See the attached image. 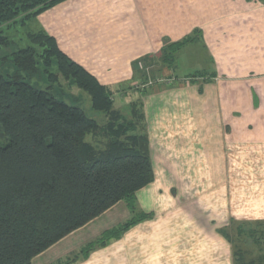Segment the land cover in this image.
Listing matches in <instances>:
<instances>
[{"label":"crops","instance_id":"0c3cea01","mask_svg":"<svg viewBox=\"0 0 264 264\" xmlns=\"http://www.w3.org/2000/svg\"><path fill=\"white\" fill-rule=\"evenodd\" d=\"M35 21L126 109L141 100L154 178L136 191L134 210L118 202L32 264L73 257L138 213L71 264H236L229 229L264 226V2L63 0ZM196 30L175 53L192 71L131 92L138 59Z\"/></svg>","mask_w":264,"mask_h":264},{"label":"trees","instance_id":"16d2710c","mask_svg":"<svg viewBox=\"0 0 264 264\" xmlns=\"http://www.w3.org/2000/svg\"><path fill=\"white\" fill-rule=\"evenodd\" d=\"M60 1L0 0V25L19 17L36 19ZM198 32L164 46L155 58L174 69L176 51L195 41ZM30 38L43 48L40 57L48 79H71L90 95L92 108L103 112L106 120L100 124L19 73L9 78L0 74V124L9 138L7 145L0 141V264H32L35 256L120 201L134 210L136 191L154 178L141 100L132 103L130 115L124 114L114 106L113 90L62 52L54 37L38 29ZM0 39L7 41L2 35ZM148 57L154 56L137 60V71ZM15 61L19 69H37L33 47L19 50ZM54 62L57 73L49 70ZM89 134L105 141L94 144L86 139ZM144 216L138 213L106 230L57 264L77 261Z\"/></svg>","mask_w":264,"mask_h":264},{"label":"rangeland","instance_id":"374dc122","mask_svg":"<svg viewBox=\"0 0 264 264\" xmlns=\"http://www.w3.org/2000/svg\"><path fill=\"white\" fill-rule=\"evenodd\" d=\"M38 30L35 19L27 20L19 17L15 23L0 25V35L5 36L7 41L0 39V74L9 78L16 73H19L25 81L33 85L38 89L48 90L51 95L65 101L68 104L79 106L90 118L96 119L100 124H103L106 120L105 114L101 111H97L92 108L91 97L82 88H79L73 84L71 79H66L63 76H59L57 81L52 83L45 72V67L42 63L40 54L43 48L34 43L30 34ZM33 47L36 52V58L38 60L36 70H22L16 64V53L21 49ZM159 56V55H158ZM147 58L142 60L138 64V80L135 87L131 92L134 94L138 92L143 93V90L148 87H144L149 81H157L158 79H167L170 74L175 72L177 75H186L189 71H192V67L188 66V59L185 56L179 57L176 63V69H171L169 66L164 65L159 58ZM155 58V59H154ZM49 70L57 73V63L49 67ZM149 85V84H148ZM151 86H157L152 84ZM136 87V88H137ZM114 106L126 115H130L131 106L129 109L124 106V100L121 96L112 95ZM123 106V107H122ZM86 139L94 144H98L101 141H105L101 136H93L91 134L86 136ZM0 141L3 145H7L9 138L5 134L0 124ZM229 235L234 242V248L236 252V264H263L264 255V226H254V228H247L242 226H233L229 229ZM261 236V238H260Z\"/></svg>","mask_w":264,"mask_h":264},{"label":"built area","instance_id":"2783aa9c","mask_svg":"<svg viewBox=\"0 0 264 264\" xmlns=\"http://www.w3.org/2000/svg\"><path fill=\"white\" fill-rule=\"evenodd\" d=\"M175 79L173 77H168L167 79L161 78L158 79L157 81H149L147 84L144 85V87H150L152 84H171ZM149 84V85H148Z\"/></svg>","mask_w":264,"mask_h":264}]
</instances>
